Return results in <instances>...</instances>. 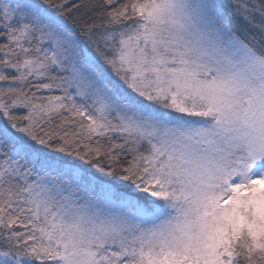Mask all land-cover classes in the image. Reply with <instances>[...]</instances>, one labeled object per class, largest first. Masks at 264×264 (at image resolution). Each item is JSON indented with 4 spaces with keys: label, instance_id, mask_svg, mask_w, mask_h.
Wrapping results in <instances>:
<instances>
[{
    "label": "snow or ice",
    "instance_id": "6c2138e0",
    "mask_svg": "<svg viewBox=\"0 0 264 264\" xmlns=\"http://www.w3.org/2000/svg\"><path fill=\"white\" fill-rule=\"evenodd\" d=\"M0 264H264V0H0Z\"/></svg>",
    "mask_w": 264,
    "mask_h": 264
}]
</instances>
